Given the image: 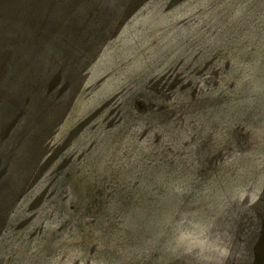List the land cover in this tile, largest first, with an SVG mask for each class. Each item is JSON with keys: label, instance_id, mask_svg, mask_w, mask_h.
I'll use <instances>...</instances> for the list:
<instances>
[{"label": "rangeland", "instance_id": "obj_1", "mask_svg": "<svg viewBox=\"0 0 264 264\" xmlns=\"http://www.w3.org/2000/svg\"><path fill=\"white\" fill-rule=\"evenodd\" d=\"M0 264H264V0H0Z\"/></svg>", "mask_w": 264, "mask_h": 264}]
</instances>
